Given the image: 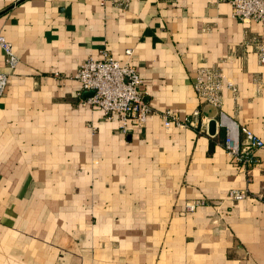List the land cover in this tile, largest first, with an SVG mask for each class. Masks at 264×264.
Masks as SVG:
<instances>
[{
    "label": "crops",
    "instance_id": "crops-1",
    "mask_svg": "<svg viewBox=\"0 0 264 264\" xmlns=\"http://www.w3.org/2000/svg\"><path fill=\"white\" fill-rule=\"evenodd\" d=\"M0 36V264H264V145L232 161L192 85L221 72L222 111L264 143V25L229 0H0ZM127 48L145 102L190 123L124 133L80 103L79 63Z\"/></svg>",
    "mask_w": 264,
    "mask_h": 264
},
{
    "label": "built area",
    "instance_id": "built-area-1",
    "mask_svg": "<svg viewBox=\"0 0 264 264\" xmlns=\"http://www.w3.org/2000/svg\"><path fill=\"white\" fill-rule=\"evenodd\" d=\"M106 1V0H103ZM117 1V0H116ZM232 15L240 21L252 20L264 25V0H229ZM126 3V0H122ZM258 60L264 64V38L254 41ZM0 48L3 53L4 65L13 70L17 65V56L12 46L3 36H0ZM132 49L124 50L125 59L118 60L112 53L102 50L98 57H88L77 66L73 78L80 85V92H88L80 99L83 105L98 107L104 118L118 122L121 132L128 133L133 126L143 127L149 116L156 113L163 125H185L190 123L186 118L180 119L170 110L156 112L144 100V91L141 90V77L132 62ZM9 71L0 69V95L8 85ZM224 77L217 69L199 68L193 89L200 102L218 107V123L224 129L222 146L231 160L241 167L253 161V152L264 145L263 141L245 126H239L228 118L221 109ZM229 83H226V87ZM198 110L193 114L196 116ZM229 196L233 199L246 197L243 190H230ZM205 199L187 201L184 206L186 212L194 211L198 206L207 205Z\"/></svg>",
    "mask_w": 264,
    "mask_h": 264
},
{
    "label": "water",
    "instance_id": "water-1",
    "mask_svg": "<svg viewBox=\"0 0 264 264\" xmlns=\"http://www.w3.org/2000/svg\"><path fill=\"white\" fill-rule=\"evenodd\" d=\"M89 94V93H88Z\"/></svg>",
    "mask_w": 264,
    "mask_h": 264
}]
</instances>
